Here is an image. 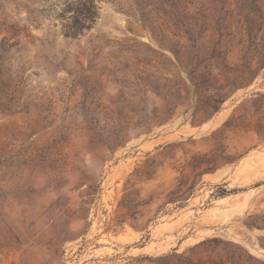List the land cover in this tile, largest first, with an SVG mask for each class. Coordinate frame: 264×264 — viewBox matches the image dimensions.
Masks as SVG:
<instances>
[{
    "label": "rangeland",
    "instance_id": "374dc122",
    "mask_svg": "<svg viewBox=\"0 0 264 264\" xmlns=\"http://www.w3.org/2000/svg\"><path fill=\"white\" fill-rule=\"evenodd\" d=\"M208 3L0 0V264H264V227H248L264 226V137L227 131L240 160L186 208L167 200L244 95L264 93L263 71L194 129L188 36Z\"/></svg>",
    "mask_w": 264,
    "mask_h": 264
},
{
    "label": "trees",
    "instance_id": "16d2710c",
    "mask_svg": "<svg viewBox=\"0 0 264 264\" xmlns=\"http://www.w3.org/2000/svg\"><path fill=\"white\" fill-rule=\"evenodd\" d=\"M208 2L206 7H201L196 13L194 28L188 36L189 48L195 50L185 66L190 83V87L186 88L193 96V125L210 121L221 111L227 100L236 92L251 87L264 71V0ZM238 35H241L240 39ZM239 45H242L239 56L230 62V53ZM178 46L180 50L174 53L180 61L179 55L184 54L182 49L187 46L180 43ZM177 94L181 97V90ZM227 131L253 132L264 137V93L244 95L227 121L213 132L214 143L210 151L191 156L186 165L190 174L182 172L176 187L167 196L168 203L174 204L176 209L187 207L202 176L240 160L241 157L229 152L225 136ZM234 192L236 190L221 189L220 196ZM133 206L124 204L129 210ZM248 227L262 229L264 226L248 224ZM203 244H224L227 248H239L217 238L206 240Z\"/></svg>",
    "mask_w": 264,
    "mask_h": 264
},
{
    "label": "water",
    "instance_id": "95a60500",
    "mask_svg": "<svg viewBox=\"0 0 264 264\" xmlns=\"http://www.w3.org/2000/svg\"><path fill=\"white\" fill-rule=\"evenodd\" d=\"M214 122L215 120H210L206 123H204L203 125L199 126V127H196L194 128L195 130H198V133H202L204 130L212 127L214 125ZM225 169H219L217 170L216 172H214L213 174L214 175H217L221 172H223ZM257 248L262 252L261 254H259L260 256H263L264 255V248L260 247V246H257Z\"/></svg>",
    "mask_w": 264,
    "mask_h": 264
}]
</instances>
